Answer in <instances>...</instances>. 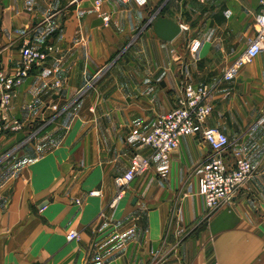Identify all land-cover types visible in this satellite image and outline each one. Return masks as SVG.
Returning <instances> with one entry per match:
<instances>
[{
  "label": "crops",
  "instance_id": "0c3cea01",
  "mask_svg": "<svg viewBox=\"0 0 264 264\" xmlns=\"http://www.w3.org/2000/svg\"><path fill=\"white\" fill-rule=\"evenodd\" d=\"M96 1L0 0V70L15 71L23 44L57 49L3 113L24 127L0 137V264H264V54L219 82L264 0ZM153 15L187 31L163 42ZM184 78L211 88L205 123L230 151L246 149L252 175L207 212L198 181L209 149L186 136L108 208L114 177L149 155L139 138L171 112Z\"/></svg>",
  "mask_w": 264,
  "mask_h": 264
},
{
  "label": "built area",
  "instance_id": "2783aa9c",
  "mask_svg": "<svg viewBox=\"0 0 264 264\" xmlns=\"http://www.w3.org/2000/svg\"><path fill=\"white\" fill-rule=\"evenodd\" d=\"M96 7L100 1L95 2ZM254 19L255 35L248 40L245 50L236 57L219 76V82H229L235 79L243 66L250 64L258 55L264 54V1L261 10ZM107 22L108 18H102ZM181 33L187 27L180 25ZM199 40H191L188 49L191 53L198 52ZM57 52L53 45L43 49L31 44L20 47V59L14 72L0 70V137L8 132L23 131V125L3 115L11 103V98L22 81L31 72L43 64L51 55ZM211 88L206 85L193 84L190 79L182 81L181 96L175 100L174 108L169 113L156 117L150 132L142 135L140 143L149 150V155L132 154L127 172L114 177L117 193L109 203L112 209L129 190V184L137 180L149 170L154 157L167 160L171 153L179 147L180 141L186 136L199 138L209 149V156L202 164V175L199 179L198 194L203 198L207 212L214 213L222 204L229 203L233 195L242 187L253 173L245 153L246 149L231 150V145L220 129L207 126L206 119L213 111L211 107ZM55 110L56 107L52 106ZM100 192L91 191L89 196L99 197ZM67 241L78 239V233L71 231Z\"/></svg>",
  "mask_w": 264,
  "mask_h": 264
},
{
  "label": "water",
  "instance_id": "95a60500",
  "mask_svg": "<svg viewBox=\"0 0 264 264\" xmlns=\"http://www.w3.org/2000/svg\"><path fill=\"white\" fill-rule=\"evenodd\" d=\"M148 21V25L152 27L154 35H156L157 38L163 42H171L178 38L181 34L180 26L174 23L172 20L164 18L162 15H153V17L148 19ZM134 202L135 200L133 203ZM44 206L45 203L41 204V208Z\"/></svg>",
  "mask_w": 264,
  "mask_h": 264
},
{
  "label": "rangeland",
  "instance_id": "374dc122",
  "mask_svg": "<svg viewBox=\"0 0 264 264\" xmlns=\"http://www.w3.org/2000/svg\"><path fill=\"white\" fill-rule=\"evenodd\" d=\"M45 131H46V129H44L42 132H45ZM22 147H23V146L21 145L20 147L15 148L12 152L9 153L8 157H9L10 155L14 154L13 152L16 153L17 151H20V150L22 149ZM2 157H3L4 160H1V161H7L8 157H7L6 155H3ZM3 164H4V163H3Z\"/></svg>",
  "mask_w": 264,
  "mask_h": 264
}]
</instances>
